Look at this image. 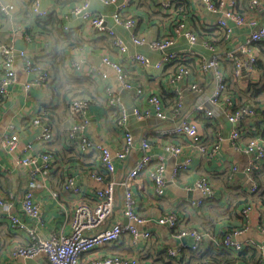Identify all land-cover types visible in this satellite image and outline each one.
Here are the masks:
<instances>
[{"label": "crops", "instance_id": "0c3cea01", "mask_svg": "<svg viewBox=\"0 0 264 264\" xmlns=\"http://www.w3.org/2000/svg\"><path fill=\"white\" fill-rule=\"evenodd\" d=\"M0 1L12 3L15 7L14 17L11 20L8 19L9 26H6L4 33H0L2 42L14 46L18 39L25 41L27 45L25 49L34 56L46 57L54 53L55 41L50 35L38 36L34 41L28 42L23 38V28L33 29L31 16L35 17L31 12L30 3L27 4V0ZM79 1L39 0V4L40 7L51 9L59 18L61 17L63 27L71 30L69 33L74 32L73 34L78 35L81 46L73 50L67 49V56L69 55L72 61H81L85 72H89L90 66L99 67L107 72L108 78L103 80L99 75H96L92 79L90 75L78 74V71L72 70L74 77L81 80L68 82L62 76H55L53 69H51L53 77L50 83L25 89L24 82H29L33 75L24 71L21 58L15 59L17 82L8 88V96L4 100H0V141L2 135L8 131L10 124L16 125L19 140L15 150L10 153L3 150L0 143V193L6 197L12 194L15 200L14 211L21 214V198L27 189V176L25 169L19 165L18 160L25 156L24 147L27 143H33L32 153L36 154L41 150L50 149L57 156L58 161L60 157L64 158V164L58 162L57 167L41 175L40 181L44 183L45 187L35 190L34 193L35 201L40 209V221L32 222L21 214L29 225L36 224L45 233L59 230L62 234L67 235L70 232L69 214L72 205L79 200L90 204L94 202L93 190L103 188L105 184L87 176L86 171L92 168L101 171L99 160L94 154L84 158L78 157L76 148L69 146L64 140V133L71 122L70 108L64 104L68 94L64 97V91L69 87L96 86L97 91L96 93L93 92L92 102H90L86 112L88 121L84 132L92 141L101 143L112 153L122 147L123 136L120 129L115 126L116 113L114 108H109L105 101L107 98L104 83L121 96L127 107L131 108L135 104L139 107L148 105L145 95H141L138 101H134L133 91L122 88L116 79L115 71L101 63L100 55L106 52L111 59L124 65L133 86H141L147 95L149 93L157 94L167 112L174 103L176 95L180 93L183 100L182 113L197 123L198 132L206 151L211 149L217 134H222L224 140L221 142L218 151L209 157L206 151L205 153L199 151L196 144L186 137L168 133L178 122V118L169 116L160 119L153 113L143 119L131 117L128 128L134 136L132 149L123 160H115V170L109 175V179L113 181L124 179L128 170L141 155L139 146L143 138L149 139L150 153L153 155L162 154L165 143L177 144L182 148V154L178 156L165 155L166 189L163 196H156L153 191L149 176V170L153 168L152 164L133 181L132 189L137 201L136 211L146 219V222L139 225L138 228L150 230L151 237L147 239L138 238L136 243H133L131 236L125 233L118 241L83 255L81 264L87 263L96 252L108 256L137 257L141 264H170L171 260L168 259L170 257L166 256L165 251L167 248H175L181 244L183 247L176 259L180 260L181 264L195 263L197 256H193V252L188 248L191 239L188 237L177 238L169 227L158 223V219L168 211H175L178 214L182 227L196 228L213 234L215 237H222L232 229L241 231L236 233L235 239L240 242L252 241L259 245L261 249H255L260 254L261 262L264 259V234L261 232V228L264 226V159L255 169L256 179L253 178L259 183L258 190L256 193H251L246 174L238 171L235 175H230L233 163L238 164L240 169L248 163V157L234 150L232 142L228 138L233 125L221 113L216 118H208L194 108L195 103L199 100L208 105L206 98L212 90L211 75L201 73L198 70V56L201 57L202 55L207 58L222 49H232L237 46L238 42L246 41L248 29L237 27L233 21L229 20L228 25L232 29L231 39L229 41L223 39V43V41H218L221 38V33L214 26L215 21L221 15L207 11L200 0H130L125 14L131 15L135 19L137 34L151 39L165 33L174 35L175 21L179 20L185 21L186 25L197 33V42L193 46H190L185 37L175 36V43L170 48L171 50L184 53L192 49L194 54L192 56H187V54L185 59L186 65L191 70L190 76L172 84L168 81V77L175 69L176 62L174 61L178 59L170 61L160 68L143 67L137 62L130 61L128 57L120 55L109 43L108 38L104 36L106 34L95 33L88 23L72 15L71 8ZM166 1L171 2L169 11L162 7ZM89 2L90 9L102 15L105 24L113 28L115 33L125 41L128 47V55L139 52L148 57L152 63L160 59V51L147 45L133 44L130 40L129 30L114 23L112 5L105 4L100 0H89ZM239 10L245 16L249 15L245 4H240ZM261 21L264 23V15L261 17ZM206 41L213 44V50L204 45ZM17 44L19 43L17 42ZM258 55L260 63L250 73L243 71L239 78L233 79L230 63L225 65V74L229 81L230 94H232L233 99L240 104L253 103L256 107L254 118L243 119L239 123L242 144L251 138H258L264 144L262 137L264 134V52L259 49ZM190 83H196L201 89L200 92L190 90ZM44 106L52 108L51 115L57 133L50 143L38 144L34 143L38 127L28 119L34 118V115L40 112ZM44 108L42 111L45 110ZM216 112L219 111L216 110ZM185 156L191 158L189 169L172 179L170 176L171 168ZM75 157H78L79 160H76ZM40 162L38 160V163ZM70 173L76 175L81 182L84 189L82 195L73 197L62 194L58 198L53 197L51 191H60L59 188L63 179ZM200 176L208 177L215 190V196L209 202L193 208L189 204L190 201L201 199L199 192L194 189V183ZM122 193L121 186L115 187V205L109 216L108 224L117 221L123 225L130 223L123 214ZM251 203L253 205L252 210L247 216L243 215L242 210ZM242 227H245L243 231L241 230ZM26 242L27 236L23 231L11 227L4 218L0 220V264H49L41 256L36 258L15 257L12 254L15 247ZM203 247V253L214 248L208 240L203 243ZM242 261L244 263L241 262V264H257L254 259L245 258V255Z\"/></svg>", "mask_w": 264, "mask_h": 264}, {"label": "built area", "instance_id": "2783aa9c", "mask_svg": "<svg viewBox=\"0 0 264 264\" xmlns=\"http://www.w3.org/2000/svg\"><path fill=\"white\" fill-rule=\"evenodd\" d=\"M105 4L113 6L112 17L117 25H121L129 30L130 40L135 45H147L148 47L161 52V57L156 62L152 61L142 53L135 52L128 55V47L125 41L115 33L113 28L105 24V19L102 15L93 12L90 9L89 0H81L75 3L71 8L72 15L80 18L83 22L88 23L95 33H103L110 36L112 46L117 52L130 61L137 62L143 67L160 68L164 64L176 59L185 60L187 56L194 54L192 49L184 53L176 52L170 48L175 43V36L185 37L190 46L197 42V33L189 28L185 21H175L174 35L163 34L155 38H147L135 31L136 21L131 15H125V11L129 6L130 0H100ZM163 1V0H161ZM184 1V0H181ZM205 9L212 13H219L221 16L214 23L215 28L221 33L225 41L231 38L232 29L228 25L231 20L237 27H246L248 29V38L246 41L238 42L237 46L232 49H222L211 57L198 56V70L201 73H209L212 77V90L206 98V103L199 100L195 103L194 108L198 112H202L208 118H216L220 113L225 119L233 125L229 140L232 142L234 150L245 154L248 157V163L240 169L238 164L233 163L230 170V175L233 176L238 171H242L247 175L249 180V191L256 193L259 183L256 182L252 173L258 168L264 159V144L258 138H251L244 144L241 143V130L238 127L243 119L254 118L256 111L249 106H241L236 102L232 94H230L229 81L225 74V65H232L231 75L233 79L239 78L243 71L250 73L255 69V62L259 59V49L256 42L264 41V23L261 17L264 15V0H249L245 5L249 15L237 11L238 0H200ZM164 10L171 9V2L166 1L162 4ZM14 5L12 3H3L0 1V14L8 18L14 17ZM51 9L40 7L39 0H33L31 4V12L35 17L43 18L50 13ZM64 32L69 33L71 30L63 27ZM23 38L30 41L28 34L22 30ZM204 45L213 50V44L205 42ZM15 48L9 43H0V95L3 99L8 96V88L17 82V71L15 67ZM18 55L22 61V67L28 74L33 77L29 82H24V88L29 89L33 86H42L49 81L50 76L47 70L33 67L30 53L24 49L18 51ZM188 54V55H187ZM187 55V56H186ZM100 61L106 67L112 69L116 73V79L124 89L133 91L134 101H138L141 95H145L148 102L147 106L139 107L133 105L131 108L122 100L121 96L115 93L109 85L104 83V91L108 104L114 108L116 113L115 126L120 129L123 136V145L120 149L113 153L101 143L92 141L84 132L87 125L86 112L89 107V101L84 97H74L70 100L72 109V119L69 128L64 134V140L67 143H74L79 151L83 154L93 153L99 160V168L101 171L88 169L87 176L96 180L99 183H104V187L93 190L92 204L86 201H76L71 207L69 214L70 232L67 235L58 231L49 233L43 232L38 225H29L22 217L30 219L32 222L40 221V209L35 201V190L45 187L40 181L41 175L48 173L53 168L57 167L58 159L48 149L32 153L33 143H27L24 147L26 152L18 163L21 165L27 176V189L21 198V214L14 211V196L9 194L7 197L0 193V220L4 218L11 227L23 231L27 236L25 244H19L15 247L12 253L15 257L20 258H36L43 257L49 264H81V257L91 251H95L99 247L106 244H112L118 241L125 233L131 236V241L136 243L138 238H150L152 233L150 230H140L139 225L146 222V219L136 211L137 201L132 189L133 181L138 175L148 168L150 164L153 168L149 170V176L152 181L153 191L156 196H163L166 189V180L164 172L166 169L165 155L178 156L182 154V148L177 144L169 143L163 145V153L153 155L150 153V141L148 138H143L140 141L141 155L135 161L134 165L128 170L124 179L113 181L109 179V175L115 170V160H123L131 151L134 142V136L128 128V122L131 117L143 119L150 116L152 113L160 119L169 116L178 118V122L168 131L172 135H181L195 143L199 151H206L202 138L198 132L197 123L189 118L188 115L182 113V95H176L174 103L170 106L168 112L164 109L160 97L155 93L145 94L141 86L135 87L130 82L125 71L124 65L110 58L108 53L100 55ZM71 70H76L79 73L90 75L93 79L99 75L103 80L108 78L107 72L99 67L90 66L89 72L84 71L83 63L79 60H74L69 64ZM191 70L186 65H179L175 72L171 73L168 81L172 84L189 77ZM84 75V76H85ZM106 82V81H105ZM189 89L194 92H200V88L196 83H190ZM177 94V93H176ZM218 110L219 112H216ZM32 124L38 127V132L35 134L34 143L46 144L50 143L55 135V129L48 121L39 117L32 119ZM19 140V134L15 124H10L8 131L1 137V147L8 153L15 150ZM224 140L222 134H217L215 142L210 150L206 151L211 157L218 151L221 142ZM38 160L41 162L38 163ZM191 163L190 156H185L173 168H171L170 176L175 179L178 174L189 169ZM121 186L123 189L122 210L123 214L130 221L129 224L123 225L120 221L108 224V219L115 205V187ZM194 189L199 192L201 199L190 201V206L196 208L201 206L215 196V190L207 176H200L194 183ZM84 189L76 175L70 173L66 175L60 191H51V195L55 198L62 194H67L73 197L82 195ZM252 203L247 205L242 214L247 216L252 210ZM158 223L169 227L175 237L191 239L188 248L192 252L203 250V243L209 241L214 248H222L231 250L235 253L243 251L246 248H261L252 241H238L235 239L236 231L232 229L227 231L222 237H215L213 234L200 231L192 227H182L180 225V217L175 211H168L163 214ZM245 227H242L243 231ZM264 234V226L261 228ZM183 245L175 248H167L169 256H178ZM85 264H140L137 257L128 258L120 255H103L95 253L92 258ZM233 264H240L235 261ZM261 264H264L262 259Z\"/></svg>", "mask_w": 264, "mask_h": 264}, {"label": "trees", "instance_id": "16d2710c", "mask_svg": "<svg viewBox=\"0 0 264 264\" xmlns=\"http://www.w3.org/2000/svg\"><path fill=\"white\" fill-rule=\"evenodd\" d=\"M32 1L33 0H27V4L30 3V5H31ZM246 1L247 0H238L237 1V8H238L237 11L238 12H241L239 10L240 4L246 5ZM248 2H249V0H248ZM125 15H128V14H125ZM31 18L33 21V29L29 30V29L23 28L24 32L28 34L30 41H34L35 39H37L36 37L44 36V35L52 36L54 38V41H55V51L53 54H50L46 57H40V56H34L33 54L30 53L32 66L33 67H39L40 69H43V70H47V72L49 73L50 79H49V81H47L46 84L50 83V81L53 77V73H52L51 69H53L55 76H62L63 78H65V80H68V82H75L77 80H81L78 77H74L72 70L69 66L70 61H72L71 60L72 58H70L69 55L67 56V52H66V50L69 48L71 50H73L74 48H79V46H81L80 45L81 41L78 38V35L73 34L74 32L66 34V32L63 31V25H64L63 19L61 17L59 18L52 11H50V13L46 17L38 18V17L31 16ZM8 19H9L8 17L0 14V33H4L6 31V26H9ZM9 20H11V19H9ZM104 36L106 38H108L109 43L112 45V40H111L110 36H107V35H104ZM218 41H223V43H224L222 35ZM0 43H3L1 39H0ZM256 45L259 47L260 51L264 52V41L256 42ZM174 62H176L175 63L176 66H175V69L173 72H175V70L177 69V67H179V65H183V64L186 65L187 64V61H185L183 59H178ZM258 63H260L259 60H257L255 62V67ZM173 72H171V73H173ZM85 79H87V78H85ZM78 84H80V83H78ZM96 91H97V88L95 85L94 86L93 85L83 86V87H81V86L69 87L66 89V91H64V97L66 96V94H68V98H67V100L65 99L64 104H66V107L69 106V108H70V119H72V115H73L71 105H70V100L73 99L74 97H84L89 101V104H90V102H92L91 97H93V92L96 93ZM0 100H4L1 95H0ZM105 101H106L109 108L112 107L110 104H108L107 99H105ZM241 106H249V107H252L254 110L256 109V107L254 106L253 103H250V104H248V103L242 104L241 103ZM44 107L43 108L45 110L42 111V109H43L42 108L41 111L38 112L37 114H35L34 116L39 117L41 119H44V120L48 121L51 125H53V127L55 129V134H56L57 129H56V126L54 125V122L52 120V115H51L52 114V108L46 107V106H44ZM32 119H30V120L28 119V121L32 122ZM262 137L264 138V134L262 135ZM69 146L76 148L78 157L84 158L87 155H93V153L86 154V155L81 153L74 143H70ZM48 150L51 151L50 149H48ZM51 152L53 153V151H51ZM78 157H75V159L79 160ZM58 162L64 164L63 163L64 158L60 157ZM92 170H93V168H92ZM255 172H256V170H254L252 173V177L254 179H256ZM65 179H66V177L63 179L59 190H61L62 184H63ZM165 252H166V256L170 257L168 259H170L172 261V262L170 261V264H181L180 263L181 261L176 259L178 256H169L167 253V250ZM195 255L197 256V260L195 263H192V264H233L235 261H238L241 264V262H243L242 260H244V255H245V258H247L249 260L254 259L257 264L258 263L261 264L260 254L257 253L255 248H246L243 251H239L237 253H235L231 250L227 251V250H224L222 248H219V249L213 248V249H209V251H207L206 253H203V250L198 251V252H193V256H195Z\"/></svg>", "mask_w": 264, "mask_h": 264}, {"label": "water", "instance_id": "95a60500", "mask_svg": "<svg viewBox=\"0 0 264 264\" xmlns=\"http://www.w3.org/2000/svg\"><path fill=\"white\" fill-rule=\"evenodd\" d=\"M17 42L19 43V44H17ZM26 43H25V41H19V39H18V41H16V43H15V45H14V48H15V53H14V55H15V59H17V57H19V53H18V51H20V50H24L25 48H26ZM19 59H20V57H19Z\"/></svg>", "mask_w": 264, "mask_h": 264}]
</instances>
